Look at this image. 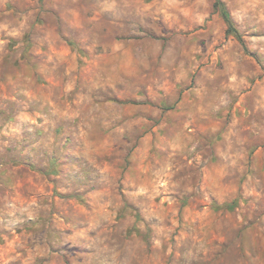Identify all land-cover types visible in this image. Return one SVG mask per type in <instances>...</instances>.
Instances as JSON below:
<instances>
[{"label": "clouds", "instance_id": "9594fccd", "mask_svg": "<svg viewBox=\"0 0 264 264\" xmlns=\"http://www.w3.org/2000/svg\"><path fill=\"white\" fill-rule=\"evenodd\" d=\"M43 8L82 66L47 99L21 88L26 101L0 120V264H37L49 249L83 253L81 264H264V212L244 227L264 209V167L250 155L264 142V0H43ZM181 94L190 105L177 113L184 151L195 159L200 144L202 157L220 159L194 173L196 196L188 207L175 200L170 211L180 216L161 230L144 214L156 174L124 160L130 151L136 160L153 133L156 148L174 145V130L161 136L167 124L156 122ZM198 133L221 138L210 144ZM121 205L141 222L123 208L117 219ZM222 238L227 252L215 243Z\"/></svg>", "mask_w": 264, "mask_h": 264}, {"label": "rangeland", "instance_id": "374dc122", "mask_svg": "<svg viewBox=\"0 0 264 264\" xmlns=\"http://www.w3.org/2000/svg\"><path fill=\"white\" fill-rule=\"evenodd\" d=\"M43 12V0H34L32 3L29 0H0V38L7 40L6 44L0 45V67L6 70L3 78L0 79V120L11 116L19 104L26 101L27 97L20 95L21 88L29 95H36L41 100L47 99L49 91L58 85L59 78L65 72H69L71 68L70 74L78 76V70L82 66L79 56L74 52L77 46L74 43L64 41L59 30L46 19V16L42 14ZM30 13L31 15H29ZM5 25L7 26L6 30ZM13 30L17 32V35L8 36V32ZM9 67L15 70L14 74L7 71ZM9 79L16 83H8ZM65 87L71 89L72 85L65 82ZM13 97H17V99L14 100ZM191 99L192 96L189 95L188 100ZM182 100H184V94H181L171 107L163 103L161 107L164 112L160 120L156 122L157 126L159 123L167 124V128L160 129L161 136L168 134L170 129L174 130V145L156 148L152 144L156 138L155 133H153L152 139L147 142L144 151L137 154L136 160L129 158L131 151L124 160L126 169H140L146 166L149 172H145V176L150 175V173L156 174L157 183L146 185L145 188L144 196L148 204L145 205L144 214L153 222L154 227L161 230L171 226L174 220L180 216L178 210L170 211L173 209L175 200H179L181 205L188 207L189 200L196 196L194 173L206 167V162L215 163L220 159L216 152L209 154L210 161L208 157H202L200 144L196 146L195 159L184 151L185 139L181 135V129L185 117L177 113L187 111L190 105L187 102L181 105ZM168 113H172V115H168ZM165 116H167L166 120ZM28 118L25 116V119ZM0 128H3V124H0ZM188 128H194V126L190 124ZM220 138L219 134L198 133L197 135V139L210 144L218 142ZM181 152L184 155H180ZM261 153H264V142H253L250 155L260 167H264V154ZM185 157L187 158L185 159ZM107 167L106 161L105 168ZM32 171L36 172V169H32ZM36 174L44 177L48 175L41 172ZM54 174L58 176L59 172ZM217 174H220L218 169ZM117 184L119 185L118 192L124 190L121 181H117ZM49 187L54 189L55 185L49 181ZM188 189H193V191H188ZM57 198L61 199L62 197L58 196ZM70 199H72L74 206L79 205L87 210L88 206L83 205L79 199L71 197ZM121 208L130 210L134 214V221L141 222V213L134 208L128 209L127 205H121L120 208L116 209L117 219L122 215ZM213 209L220 211L215 200H213ZM109 210L112 211L111 206ZM224 210L231 212L233 206L226 204ZM258 212H264V209H254L252 220L244 227H254ZM239 219L243 222L247 217L242 216ZM148 230L151 232L152 228L149 227ZM215 243L220 246L222 252H227L223 238ZM83 259V253H78L75 250L69 253L68 249L62 251L49 249L48 256L36 258L37 264H42L45 261L50 264L52 260H56L57 264L60 262L62 264H81Z\"/></svg>", "mask_w": 264, "mask_h": 264}]
</instances>
